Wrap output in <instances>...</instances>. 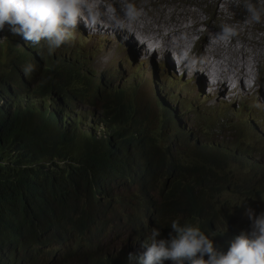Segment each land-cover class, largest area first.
<instances>
[{
	"label": "trees",
	"instance_id": "1",
	"mask_svg": "<svg viewBox=\"0 0 264 264\" xmlns=\"http://www.w3.org/2000/svg\"><path fill=\"white\" fill-rule=\"evenodd\" d=\"M16 49L8 75L19 79L17 94L0 77V253L15 248L20 264H44L49 247L65 248V256L81 251L87 264H128L111 254L115 248L105 252L102 238L114 227L112 214L122 216L154 194L152 205L165 226L174 219L197 224L215 248L228 250L239 232L219 229L216 235L213 227L227 217L231 203L221 201L220 193L230 190L228 165L237 152L196 142L187 152L195 162L180 164L179 151L177 162L169 161L170 146L157 142L146 112L121 90L99 89L79 59ZM28 63L35 71L26 76L22 67ZM77 101L100 107L88 129L81 117L69 116ZM100 123L105 136L96 134ZM225 165L219 182L215 174ZM245 190L259 192L257 181L248 178L236 189ZM125 196L133 199L129 205Z\"/></svg>",
	"mask_w": 264,
	"mask_h": 264
},
{
	"label": "rangeland",
	"instance_id": "2",
	"mask_svg": "<svg viewBox=\"0 0 264 264\" xmlns=\"http://www.w3.org/2000/svg\"><path fill=\"white\" fill-rule=\"evenodd\" d=\"M224 1L131 0L141 12L131 33L137 34L152 48V55H147L146 58H153L159 63L143 64L138 56L132 55L133 51L132 54L129 53L122 45L125 42H118L116 37L119 34L115 30L116 35H112V41H108L102 34H91L77 28L70 41L53 54L79 59L92 73V82L99 89L120 88L128 96H132L134 103L146 112L150 128L162 136V139L157 138V142L160 145H173L180 152V164L186 166L196 161V156L192 158L187 152L194 149L197 140L202 144L217 141L225 149L237 152L234 153L237 156L242 153L239 158L230 155L234 158L228 165L230 190L222 189L220 193L221 201L231 203L230 207L225 208L227 217L220 228L229 229L232 226V231L240 233L242 230H249L251 223L244 215L246 207H251L255 215L264 212V108L257 104L258 101H264L263 92L261 93L264 76L259 77L262 72L258 74L259 69L264 68V19L260 23L250 20L244 7L249 0H231L229 5ZM101 2L119 7L118 0ZM250 2L257 8H264V0ZM224 26L233 27L236 35L220 39ZM5 29L10 37L5 34ZM198 40L203 48L201 55L195 56L191 46H200ZM162 46H169L170 51L184 62L185 58L192 64L205 65L210 61L215 73L216 63L232 74L230 62L241 63L242 57L246 58V63L250 64L246 66L247 70L258 74L254 87H262L258 92L257 102L255 92L238 95L231 101H216V98L207 96L204 87L199 89L192 82L190 72L182 75L178 66L174 72L167 68L165 63L168 60L161 59V52H158L160 49L154 51V48ZM128 47L131 50L133 48ZM16 48H24L33 53L47 51L42 45L26 44L20 36L13 35L6 25L0 31V67L4 72H8L10 63L17 59L16 52L19 51ZM210 48L216 50V55L210 56ZM184 50L187 53L181 56ZM217 56L222 58L219 62L215 60ZM100 58L106 60L104 65L98 64ZM168 58L170 59L169 56ZM11 80L12 88L17 89L14 82L18 79L12 77ZM193 81L196 78L193 77ZM25 83L29 85L30 82L26 80ZM21 101L24 102V99L21 98ZM98 108L99 105L93 107L79 103L75 109H68V113L75 118L81 117L82 126L88 128L90 121L96 119L94 114L97 115ZM167 108L171 111V117ZM96 132L104 135L105 129L100 125ZM202 149L206 151L205 148ZM174 154L178 156L176 152ZM172 161L177 162L176 158ZM225 173L226 165L222 173L216 172L214 179L220 182ZM166 175L165 173L161 177ZM248 178L257 181L259 192L245 190L238 193L236 189L245 184ZM241 202L242 205H237ZM112 218L116 221L115 216Z\"/></svg>",
	"mask_w": 264,
	"mask_h": 264
},
{
	"label": "clouds",
	"instance_id": "3",
	"mask_svg": "<svg viewBox=\"0 0 264 264\" xmlns=\"http://www.w3.org/2000/svg\"><path fill=\"white\" fill-rule=\"evenodd\" d=\"M118 3L117 8L113 4L102 3L101 0H0V31L7 25L9 31L15 36H20L26 44L42 45L47 49L43 52L54 56L55 50L70 41L75 29L79 28L81 23L90 30L104 26L111 27L115 31L130 32L141 12L131 0H118ZM244 7L252 22L260 23L264 19V8H257L250 0L244 4ZM4 32L10 37L6 29ZM235 35L236 31L233 27L224 26L220 39ZM198 42L200 46L198 44L191 46L195 56L202 53L201 41L198 40ZM18 53L20 52H16V55ZM65 57L71 56L65 55ZM22 71L27 76L35 71V65L25 64ZM259 72H262L259 77H263L264 68L259 69L258 74ZM0 77H5L4 80H7L12 92L17 94L18 89L12 88V77L8 75V72L0 71ZM18 82L19 79L14 84ZM117 89L122 91L124 99L130 100L138 110H141L134 103L133 97L128 96L124 90L120 88L111 90L115 92ZM21 98L25 102L23 94L20 95ZM79 103L97 106L92 101L90 103L77 101V104ZM99 108L97 115L94 114L96 118L100 116ZM167 113L171 117V111L168 108ZM100 125L103 126L101 123L98 126ZM152 132L157 138H162L153 130ZM96 134L105 136L107 132L105 131L104 135L97 132ZM196 142L200 143L199 140ZM213 143L220 144L217 141L210 142V144ZM169 146L170 148L167 146L166 148L170 149L175 158L174 152L178 150H175L173 145ZM241 154L234 155L239 158ZM168 160L172 161L170 158ZM156 198L155 194L144 195L141 198L142 204L137 205L136 208L131 210L126 207L122 216L111 215L116 217V221L112 230L102 238L105 252L115 248L111 254L126 258L128 264H264V212L255 215L251 207H246L244 215L251 221L249 230H242L235 235L228 250L224 252L214 247L212 239L197 224H181L179 219H174L169 227L165 226L164 216L158 212L157 205L153 206L151 202V199ZM123 200L129 205L133 199L128 200L125 196ZM242 204L243 202L237 205ZM225 218L222 222H217L218 227H213L216 235H221L219 229H221L220 225L225 223ZM127 226H131V229ZM231 227L222 230L231 232ZM48 250L49 255L44 264H56L62 260H69L65 264H87L83 260L81 251L65 256V248L58 252L52 247ZM20 257L15 248L5 249L0 253V264H20Z\"/></svg>",
	"mask_w": 264,
	"mask_h": 264
},
{
	"label": "bare ground",
	"instance_id": "4",
	"mask_svg": "<svg viewBox=\"0 0 264 264\" xmlns=\"http://www.w3.org/2000/svg\"><path fill=\"white\" fill-rule=\"evenodd\" d=\"M230 2H231V0H225L224 1V3L226 5H229ZM101 25H103V23H101ZM79 29L82 30L83 32H89L91 34H102L106 37V39L108 41H112V35H116L114 33V30L111 27L100 26V27H97L96 30H90V29L86 28L83 23H81L79 25ZM116 32L119 34L116 37L118 42L119 43L125 42L122 45L128 49L129 53L132 54V51H133L134 54H132V55L138 56L140 61L143 64H148L150 62L151 63L157 62L153 58H148L152 55L150 53V50L152 48H149L150 47L149 44L146 43L144 40L140 39V37L137 34L131 33V31L130 32L116 31ZM242 33H244V31ZM244 34H246V31ZM246 35H248V34H246ZM128 45L130 47L133 46L132 50L129 49ZM164 45H166V43ZM170 45L172 46V43ZM208 47H210V46H208ZM171 48H173V47H171ZM157 49H160V51L158 50V52H161V59H167L168 60V63H165V65L167 66V68L171 72H174V70H176L177 66L179 67V69L182 70V73H181L182 75H188L190 72L191 77H192L191 78L192 82L197 84L199 89L204 87V89L207 91L206 95L209 97L216 98V101H222V100L231 101L238 95H246L248 93L255 92L256 93L255 99L257 102L258 92H259V90L262 89V87H258V88L254 87V81L257 79L258 74L252 70H249V71L247 70L246 66H250V64L246 63V60H245L246 58L242 57L241 63H239L238 61H235V63L230 62L232 74L226 72V70L224 68H222L221 65H218V63H216V69H215L216 73H215V71L212 70V68H211L212 65L210 64V61L209 62L207 61V64H205V65L204 64L203 65L197 64V63L192 64L190 61L186 60V58H185L186 62L178 59L172 53V51H170L171 49L169 48V46L168 47L162 46L159 48H154V51H156ZM106 50H109V49L106 48ZM215 52H216V50H214L212 48L208 49V53L210 54V56L216 55ZM186 53L187 52L184 50L183 54L181 56H185ZM190 54H191V52H190ZM147 55H148V57L146 58ZM244 55L245 54H243V56ZM162 56H163V58H162ZM168 56L170 57V59L168 58ZM220 59H222V58L219 56H217L215 58V60H217V62H219ZM105 61H106L105 59L100 58V60L98 61V64L104 65ZM157 63H159V62H157ZM193 77L196 78V81H193ZM263 89L261 90V93L263 92V95H264ZM257 104L260 107L264 108V101L263 100L258 101Z\"/></svg>",
	"mask_w": 264,
	"mask_h": 264
}]
</instances>
